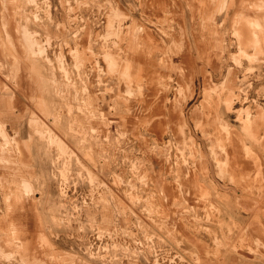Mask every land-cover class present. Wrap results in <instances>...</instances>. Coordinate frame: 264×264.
<instances>
[{"label":"rangeland","instance_id":"rangeland-1","mask_svg":"<svg viewBox=\"0 0 264 264\" xmlns=\"http://www.w3.org/2000/svg\"><path fill=\"white\" fill-rule=\"evenodd\" d=\"M0 264H264V0H0Z\"/></svg>","mask_w":264,"mask_h":264}]
</instances>
